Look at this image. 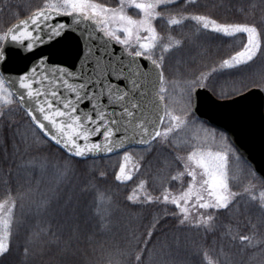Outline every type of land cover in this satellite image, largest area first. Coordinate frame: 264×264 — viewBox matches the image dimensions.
I'll use <instances>...</instances> for the list:
<instances>
[{
    "label": "snow or ice",
    "instance_id": "1",
    "mask_svg": "<svg viewBox=\"0 0 264 264\" xmlns=\"http://www.w3.org/2000/svg\"><path fill=\"white\" fill-rule=\"evenodd\" d=\"M14 7L13 20L0 28V165H6L0 167V258L12 254L16 210L26 194L37 218L23 246L26 259L34 242L55 244L66 226L76 231L81 220L111 231L113 196L100 193L101 208L93 195L108 172L95 168L97 182L74 196L64 190L74 162L109 154L120 157L112 180L131 185L125 201L155 212L135 247L116 249L119 259L110 255L107 264H145L149 244L161 236L159 264H185L180 254L187 241L178 234L184 231L213 237L192 247L194 264H235V249L264 253V232L250 218L253 207L264 216V175L231 135L251 133L258 117L264 151V75L243 76L264 58V0L211 6L240 19L201 0H40ZM201 38L240 43L209 62ZM18 112L30 138L12 119ZM20 144L55 152L25 159ZM13 168L31 174L26 192L12 187L19 184ZM48 173L55 179L42 187Z\"/></svg>",
    "mask_w": 264,
    "mask_h": 264
},
{
    "label": "trees",
    "instance_id": "2",
    "mask_svg": "<svg viewBox=\"0 0 264 264\" xmlns=\"http://www.w3.org/2000/svg\"><path fill=\"white\" fill-rule=\"evenodd\" d=\"M230 0H201L202 4L208 5L209 8L218 14L227 15L229 18L240 19L241 17L234 12L228 11L225 8L216 7L211 8L213 4H228ZM235 2V0H231ZM247 2V0H245ZM259 3V0H256ZM40 0H0V7L3 5H11L12 7L0 12V28H2L6 22L13 20L12 12L16 11L15 5H36ZM258 15H259V10ZM21 12V16H23ZM182 31L187 33L189 29L185 28ZM209 50L207 60L211 62L221 56L226 55L232 48L239 45L240 41L217 39L213 41H205L201 38ZM264 75V58L257 61L252 69H246L243 73L245 77L259 78ZM221 83H225L222 79ZM14 120L19 123V132L31 135L30 126L25 122V118L22 112H18ZM5 144V133L0 128V161L3 160ZM8 151L11 152V140L7 144ZM21 153L23 158L27 159L34 155H46L51 156L55 152V149L49 151L47 148H28L25 150V146L20 144ZM120 162L119 156H112L107 158H100L95 160H89L87 163H75L73 164V171L66 183L65 193L69 196H74L79 188L88 181L97 182L94 179V169L99 168L108 172V178L106 181L98 182L100 184V191L93 195L97 197V203L101 208L104 207L105 201L99 199L100 193L113 196V224L115 225L109 232H98L95 228V221L89 220L85 223L83 220L79 223V228L73 231L71 227H65L59 241L55 244L48 243L45 240L34 242L33 254L29 258H25L23 254V246H25L29 239L30 233L35 228L37 218L34 217L30 211V205L32 197L25 195V198L20 201L16 210V215L20 221L19 226L15 230L13 237L14 248L12 254L6 258H0V264H107V259L111 255L113 260L119 259L115 255V250L129 251L135 247L136 241L142 238L144 231L143 225L147 222V218L150 213L155 212V209L151 208H139L133 207L125 201L124 197L131 187V185H118L112 180V173L117 169ZM0 167H6V165H0ZM14 176L18 178L19 184L14 183L12 187L20 192H26L28 182L30 179V173L27 170H17L13 168ZM37 179H41L37 177ZM55 177L48 173L42 178L41 186H50ZM5 185L0 182V197L3 196ZM107 190V191H105ZM92 197H89L91 200ZM251 220L257 224L259 231L264 232V216L255 208L251 211ZM174 221H169L166 231H169L171 235L172 231H176L173 227ZM182 238L187 241V250L181 252L180 256L184 260L185 264H194L193 257L191 255V249L196 244L202 243L205 240L208 243L212 242L213 237H203L201 233L196 231H184L178 233ZM165 238L159 237L155 245L149 244L151 255H146L145 264H159V258L156 256L155 249L159 247L161 241ZM223 242H221L222 244ZM256 251V257L251 264H264V253L259 250H249L247 252H241L239 249H235L232 252L230 261H234L235 264H250L249 257L252 252Z\"/></svg>",
    "mask_w": 264,
    "mask_h": 264
},
{
    "label": "water",
    "instance_id": "3",
    "mask_svg": "<svg viewBox=\"0 0 264 264\" xmlns=\"http://www.w3.org/2000/svg\"><path fill=\"white\" fill-rule=\"evenodd\" d=\"M205 119L210 121V126L212 127L218 126L216 125L215 121L212 120L211 117H205ZM231 135L233 136V139L236 141V144L234 146H237L244 153L247 162L256 168L258 176L264 175V173H261V169L264 168V151L261 150L259 118L258 117L256 118L251 133L234 132ZM112 156H116V155L109 154L108 156L102 158H107ZM96 159H100V158H96Z\"/></svg>",
    "mask_w": 264,
    "mask_h": 264
},
{
    "label": "rangeland",
    "instance_id": "4",
    "mask_svg": "<svg viewBox=\"0 0 264 264\" xmlns=\"http://www.w3.org/2000/svg\"><path fill=\"white\" fill-rule=\"evenodd\" d=\"M16 114H14L13 116H12V119L13 120H18V119H16V116H15Z\"/></svg>",
    "mask_w": 264,
    "mask_h": 264
}]
</instances>
